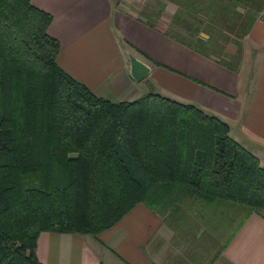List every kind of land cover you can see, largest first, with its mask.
<instances>
[{"label":"trees","instance_id":"trees-1","mask_svg":"<svg viewBox=\"0 0 264 264\" xmlns=\"http://www.w3.org/2000/svg\"><path fill=\"white\" fill-rule=\"evenodd\" d=\"M50 21L29 0H0V264H40V233L96 236L137 204L165 218L188 200L264 209V168L224 122L157 94L95 96L56 65ZM244 23L219 40L238 49Z\"/></svg>","mask_w":264,"mask_h":264},{"label":"crops","instance_id":"crops-1","mask_svg":"<svg viewBox=\"0 0 264 264\" xmlns=\"http://www.w3.org/2000/svg\"><path fill=\"white\" fill-rule=\"evenodd\" d=\"M29 2L51 17L55 62L72 80L111 103L151 93L193 105L264 168V3L258 11L237 0ZM243 22L238 49L231 36L219 40L216 32ZM196 41L224 50L203 52ZM222 54L235 59L231 69L218 63ZM129 57L147 68L142 79L130 76ZM237 214L227 202L188 200L165 218L137 204L96 236L40 233L34 253L40 264H264V209Z\"/></svg>","mask_w":264,"mask_h":264},{"label":"water","instance_id":"water-1","mask_svg":"<svg viewBox=\"0 0 264 264\" xmlns=\"http://www.w3.org/2000/svg\"><path fill=\"white\" fill-rule=\"evenodd\" d=\"M129 73L134 80H140L147 74V68L134 58L129 57Z\"/></svg>","mask_w":264,"mask_h":264},{"label":"rangeland","instance_id":"rangeland-1","mask_svg":"<svg viewBox=\"0 0 264 264\" xmlns=\"http://www.w3.org/2000/svg\"><path fill=\"white\" fill-rule=\"evenodd\" d=\"M143 2H144V0H143ZM172 34H174V35H175V34H178V35H179V34H181V33H177V32L174 33V32H172ZM231 48H232V47H231ZM226 49H227V48H226ZM223 50H224V49H223ZM229 204L232 205L231 203H229ZM232 206L235 208V211L238 213L237 215H240L239 213L242 212V210H243L242 207H240V206H236V205H232ZM234 225H235V224H234ZM228 229H229V228H228ZM220 241H221V240H220ZM220 241H219V242H220Z\"/></svg>","mask_w":264,"mask_h":264}]
</instances>
